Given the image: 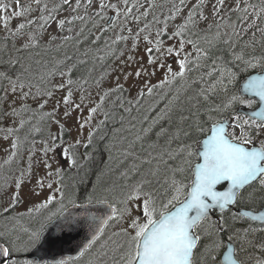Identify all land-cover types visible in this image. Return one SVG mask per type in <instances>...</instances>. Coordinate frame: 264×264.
Segmentation results:
<instances>
[{
	"label": "snow or ice",
	"instance_id": "1",
	"mask_svg": "<svg viewBox=\"0 0 264 264\" xmlns=\"http://www.w3.org/2000/svg\"><path fill=\"white\" fill-rule=\"evenodd\" d=\"M94 2L97 7L89 16ZM120 3L127 7L129 0H120ZM244 3L245 7L242 8L241 0H235L234 5H229L226 0H197L183 15L187 4L185 0H179V5L173 4L170 15L165 16L164 27L157 28L155 41L150 35L151 22L145 23L131 36L132 47L119 51L120 57L128 53L127 58L120 61L122 65H134L131 73L124 72L125 80L133 75L143 80L159 70L165 75L162 85L170 82L169 77L179 78L185 85L159 117L160 120L167 119L170 125L168 129L161 127L156 133L157 138L165 137L166 143L144 147L143 142L152 131L151 127L144 128L145 136L136 137L141 141L139 152L135 150V142L129 143L121 153L124 159L118 161L117 168L97 176L92 190L84 193L87 203L82 205L76 203L75 191L66 192L67 185L60 179L64 174L63 167L54 157L59 153L69 167H78L79 157L89 158L87 149L92 145L99 126L89 129L86 141L74 138L73 142H64L58 135H50L48 140H44L43 156L36 160L44 172L40 177L32 175L34 156L30 149L28 166L19 169L20 175L15 178L11 192L3 190V195L9 199L5 205H0V216L6 220L12 219L8 214L26 195L23 191L26 182L33 184L27 195L39 196L45 187L59 193V199L56 195H47L43 203L35 204L37 211L47 209L54 202L60 207L45 217L39 229L30 232L24 229L26 239L9 229L0 231V264H21L17 257L22 253L47 252L44 245L51 241L44 237L45 225L57 216L62 218L56 225L61 232L77 224L81 218L88 222L92 235L79 252V257H91L87 264H264V239L258 235L264 232V227H240L235 223L241 217H250L264 224V211L258 215L251 212H235L231 217L225 215V210L238 203H259L264 206V28L257 25L264 7L258 9L255 4L248 5L247 0ZM16 4L18 8L22 7L20 0H16ZM8 7V4L0 3V11L6 13ZM140 7L143 5L139 4V0L133 7H127L126 11L109 0H75L74 4L72 0H61L52 7H49V0H30L22 11L14 10L13 17L33 11H38L39 16L20 23L15 30L8 28L10 17L0 16L7 32L3 46H0V122L28 111L36 115L37 110L30 108L28 101L36 102L38 109L42 110L49 101L54 100L55 92L59 90H66L67 94L55 101L51 112L40 113L42 121L51 120L59 124L56 114L61 104L65 118L72 117L73 112L83 105V95L80 103L72 98L74 84L81 92L84 90L79 81L70 78L76 68V64L71 63L74 57L66 55L64 61L68 63L57 61L52 67L45 61L33 58V50L40 46V33L49 25V21L55 22L57 29L63 31L76 20L84 22L86 17L103 18L106 10H112L116 13L112 24L122 15V27H126L130 20L139 23L141 17L147 19L155 4L149 0L143 12L133 15V8L139 10ZM248 7L255 10L257 18L251 22L248 21ZM65 8L70 15L57 19V14ZM81 8L83 15L80 14ZM206 10L209 12L206 13ZM233 14H237L235 20H232ZM178 17L182 22L174 25L171 34H168L167 21H175ZM152 22L160 23L155 15ZM33 25L40 31L26 33L25 29ZM71 30L69 27L68 31ZM101 31L106 29L101 28ZM128 31L132 33L130 27ZM142 33H147L143 35V40L147 42L146 62L143 57L136 59V41ZM80 36H83V30L76 33L77 38ZM164 36L168 41L177 43L166 45L162 39ZM71 39L67 35L48 34L51 44L57 40L67 43ZM128 39V36L117 35L112 44ZM92 43L95 44L96 40H92ZM112 55L116 58L114 51ZM173 57L178 70L168 63ZM79 63L84 64L85 61L80 60ZM57 74L69 78L54 84L52 78ZM238 81H241L240 87L234 90ZM86 83L87 80H83V84ZM96 86L100 87V81H96ZM145 86L149 94L156 87ZM123 89L124 85L117 78L115 88H109L99 97L101 103L88 109L87 118L79 123V130H83L86 124L91 125L105 97L117 91L123 92ZM143 94L142 91L140 95ZM237 105L249 109L257 105V108L245 112ZM119 106H124L123 100L119 101ZM124 110L131 111L130 108ZM104 115L108 117L109 114L105 112ZM100 123L104 124L105 121ZM24 124L25 121L21 119L20 126ZM227 125H231V131ZM16 131L18 129L11 126L0 128V132L5 133V139ZM100 139L105 137L100 136ZM18 143V139H13L12 156L18 153ZM173 143H178V147L173 149ZM194 145L201 146L202 150H194ZM81 146L85 149L84 153L79 152ZM140 153L145 154L143 158ZM193 157L197 160L195 164H192ZM129 159L132 161L130 164ZM187 171H191L193 178L185 184L183 179L177 177H183ZM108 175L111 176L110 183L104 179ZM223 182H227L224 190H217V186ZM66 199L68 204L86 211L79 217L65 215ZM93 203L106 211L103 214L88 211V206ZM214 208L220 209L221 214L212 223L209 212ZM32 210L29 208V213ZM110 225L119 231H113L111 236L103 239ZM225 234L227 252H222ZM119 236L124 237L123 242L113 239ZM93 247H96L95 253L90 251ZM253 250L260 255L254 256ZM22 264H69V261L37 257L24 259Z\"/></svg>",
	"mask_w": 264,
	"mask_h": 264
},
{
	"label": "rangeland",
	"instance_id": "2",
	"mask_svg": "<svg viewBox=\"0 0 264 264\" xmlns=\"http://www.w3.org/2000/svg\"><path fill=\"white\" fill-rule=\"evenodd\" d=\"M61 0H51L49 2V7H52L53 4L60 3ZM75 0H72V3L74 4ZM110 3H118L119 7L126 11L127 7H133L134 4H136L137 0H129V3L127 7L120 3V0H109ZM149 0H139V4L143 5V7H140L139 10L136 8H133V15H139L141 12L144 11L145 8L148 7ZM155 7L150 10V14L147 17V19L141 17V20L139 23H136L134 21H129L128 25L126 27H122L123 24V16H119L115 20V24H112V21L110 22V16H115L116 13L112 10H106L104 13L103 18H100L102 20L101 26L107 25L110 26V28L107 29V33L109 34V37L111 40H115L117 35H123L128 36L129 39L127 41H121L118 42L117 46L115 47L114 51H116V55L110 64V68L107 70L106 76L103 79L97 80L100 81V87L97 88L96 81H87L86 84L83 85V92H81L80 88L77 85H73V100L76 103H80V97L83 95L85 97L83 105L81 109L73 112L72 117L65 118L63 116V105L61 104L60 109L58 110L56 114V119L59 120V124L53 123L51 120H40L41 116L40 113H48L51 112L54 103L56 100H61L64 95L67 94L66 90H59L55 92V98L54 100L49 101V103L42 109L39 110L37 103L29 100L28 105L30 108L37 110V114L33 115V112H23L21 116L19 117H11L8 120L0 122V128H6V127H14L17 128L18 131H21L23 133L22 143L21 147H18V153L16 156H12V149L11 144L13 141V135L9 136L7 139H5V133L0 132V205H5L8 201L9 197L6 195H3V190L7 189L9 192H11L12 188L14 187V180L20 175V168H26L28 166L29 162V150H33V156L34 159L32 160L33 164V172L32 175L34 177H40L44 175V172L39 164L36 163V160L43 156L42 149L44 147L43 141L48 140L50 135H58L62 138V141L64 142H73L74 138H81L86 141L87 139V133L90 128H97V126L100 125V122L105 118L104 113L107 112L109 114L111 105H109L110 102L113 104L116 103V99L114 97V93H111L108 97H105V101L101 104V110H99L96 114H94L93 121L91 125H85L83 130H79V123L83 122L85 118L88 116V109L90 107H94L97 104H100L99 97L104 94V92H107L109 88H115V84L117 81V78H119V81L121 84L124 85V90H126L128 96L133 99H141L145 98L140 95V93L143 91L145 94L147 92V88L145 84H147V87H154L157 93L162 94V96L167 100L169 98V94L172 92L177 91L178 89H183L184 82L181 81L179 78L172 79L169 77V83L167 84H161V81L165 79V75L163 71H157L155 75L150 77H145L143 80L137 79L134 75L128 79H124V72L131 73L133 71L134 65H122L121 60L126 59L128 53L125 54L124 57H120L119 51L124 50L126 48L132 47V39L131 36L135 34V32L144 26L145 23H150V35L155 41V34L157 28H163L165 23V16L170 15V9H172L173 4L179 5L178 0H153ZM197 2V0H187L186 4L187 7L183 9V15L187 14V11ZM226 2L229 5H234L235 0H226ZM0 3L8 4L9 7L7 9V12L0 11V16L7 15L10 17V20L8 21V28L15 30L17 25L20 23H25L27 20L33 19L34 17H38V11L30 12L26 15H22L20 17H13V11H22L23 7H27L30 3V0H20V5L22 7L18 8L16 4V0H0ZM248 5L255 4L258 6V9L261 7H264V0H247ZM33 8H35V5H32ZM97 7V4L94 2L93 8L89 9V16H92L93 10ZM241 7H245L244 0H241ZM209 10H206V13H208ZM80 14H84L83 8L80 10ZM238 14V13H237ZM232 15V20L236 19V15ZM70 15L69 11L65 8L64 11H61L57 14V19L68 17ZM75 15V14H72ZM156 16L157 19L160 21L159 24H156L153 21V16ZM248 21L251 22L253 19H257L255 16V10L251 7H248ZM87 18V17H86ZM51 21H49L50 23ZM182 22L181 18H177L175 21L168 20L167 21V33L171 34V31L173 30L174 25H178ZM37 23H40L38 21ZM227 23V21H225ZM4 21L0 20V34L2 36H5L7 34L6 29L3 27ZM257 25L259 27L264 28V12L261 13L260 17L257 19ZM47 26V25H46ZM132 29V33H129L128 28ZM201 27H204L203 24H201ZM224 29H222L223 31ZM230 30V29H228ZM40 31L39 29L37 32ZM213 31H215V28H213ZM42 33V34H41ZM41 38L42 42L49 43L48 42V34H54L59 35V30L57 29L56 23L52 22L51 25H48L43 32H41ZM147 33H142L139 40L136 41V44L138 45L136 49V59L144 58L145 62L147 59V53L145 52V48L147 46V42L143 40V35ZM248 36H251V31L248 33ZM257 38H259V34L257 33ZM164 39L165 44H173L177 43V41H168L167 36L162 37ZM112 43V42H111ZM178 46V44H177ZM113 55L112 53L108 55L107 59L111 58ZM171 60L168 61L169 64L172 65L173 69L178 70V66L174 63V57L170 58ZM113 69H116L113 71ZM123 70V71H122ZM101 77V76H100ZM62 80H67L66 77L58 78L54 81H52L54 84H58L62 82ZM154 90V91H155ZM155 92V93H156ZM149 96V95H148ZM42 102V101H41ZM17 107H20V105H17ZM160 108H166V104L160 106ZM28 115V116H26ZM32 116H40V119H36L35 123L32 125H28V121ZM161 115H156L153 117V120L151 121L149 127H153L154 121H159V117ZM23 119L25 121V124L23 127L20 126V120ZM47 124H50L47 126ZM61 125H64V127H61ZM47 127V128H46ZM46 130H43V129ZM39 129V131H37ZM18 131L15 133L18 135ZM64 131L65 134L62 132ZM100 138V135H98ZM144 136V135H142ZM33 141H35V144H33ZM59 143V141H58ZM138 145V149H136L137 152H139V149L141 147V141H138L135 143ZM145 146V144H144ZM173 149L177 148L178 145L173 146L171 145ZM85 149L83 146L79 148V152L83 153ZM57 153L56 157H54L55 160L60 161L61 166L63 167V176L60 178L62 180V183L67 185L66 192L71 193L72 191H77L75 188V182H76V176L77 173L81 171V166L75 168L72 170V167H69L67 164L64 163V157L61 155H58ZM144 153H140L141 156ZM11 156V159L9 157ZM112 157H117L116 155H112ZM77 159V162L79 159ZM19 161V163H17ZM51 162V161H50ZM195 163V157L192 158V164ZM55 167V165H54ZM187 167V166H186ZM97 170V167H89L88 170L81 174V176H77L78 178H85V175H90L94 171ZM103 173V172H101ZM188 171L185 173L183 177H177L178 179L186 180L189 178ZM107 182L110 183L111 178L106 179ZM187 184V183H185ZM74 185V187H73ZM33 184L27 183L25 184V187L23 191L25 192V196L21 198V201L14 205L13 209L10 211L8 215L12 217L11 220H6L3 218V216H0V231H3L5 229L12 230L15 234L20 235L23 239H26V234L24 232V229H28L29 232L34 229H39L41 223L44 222V219L49 213L56 212L57 209L60 207L57 203H53L52 205H49L47 209H41L37 211L34 207L35 204L43 203L47 195H56L57 199H59V193H53L49 191L46 187L44 190H42V194L39 196H31L27 195L29 191L32 189ZM183 197V196H182ZM181 197V198H182ZM65 207L68 206L67 199L64 201ZM32 208V212L29 213L28 209ZM0 212H2V208H0ZM240 224H238L239 226ZM240 227H249L248 225L240 226ZM113 231H119L118 228H114L111 225L107 227V230L105 232V239L108 238V236H111ZM258 234H261L258 233ZM251 238V237H250ZM114 240L118 241V237H113ZM109 244L111 245V241H109ZM98 247V246H96ZM26 254V253H22ZM111 254V253H109Z\"/></svg>",
	"mask_w": 264,
	"mask_h": 264
},
{
	"label": "trees",
	"instance_id": "3",
	"mask_svg": "<svg viewBox=\"0 0 264 264\" xmlns=\"http://www.w3.org/2000/svg\"><path fill=\"white\" fill-rule=\"evenodd\" d=\"M101 23L102 20L100 18L86 19L84 22L76 20L74 23V32L67 35L72 37L71 40H69L67 43H65L63 40H59L58 43L52 48L50 44H39L40 46L33 50L34 60L45 61L48 63L49 67H52V65L56 64L57 61H64V57L66 55L72 56L74 59L71 61V63L76 64V68L70 74V78L73 81H79L81 83L85 79L87 81H97L103 79L106 76L107 70L110 68L109 66L112 63L111 61H113L110 58L107 59V57L112 51H114L117 44H115L114 47V45L111 43L113 40L110 39L107 32L102 34L97 33ZM81 30H83V36L77 38L76 33ZM25 32L28 33V31ZM3 38L4 37L0 34V46H3ZM77 39H79V43H77ZM94 39L96 40L95 44L92 43V40ZM37 53H39V55H36ZM85 53H88V55H85ZM80 60H84L85 63L80 64ZM64 62L68 63L67 61ZM89 69L92 71L90 72ZM58 77H60L59 74L55 75L52 80ZM237 85L234 90H237ZM156 93L153 91V95H150L149 97L145 96V98L135 101L128 96L126 90L124 89L123 92H115L114 96L116 103L111 106L112 113L106 117L105 123L101 124L98 128V131L94 133L93 143L87 149L89 158L83 159L82 157L77 162V165L80 164L81 166V171L77 173V176L79 177L81 174L85 173L89 167H97L96 171L90 175H85L84 179L78 178L76 176V203L78 205L87 203L86 199L84 198V193L86 191L92 190V186L97 182V176L100 175L101 172L108 173L110 169L117 168L118 161L124 159L121 153L128 148V144L131 142L136 143V137L138 135L145 136L143 129L149 128L151 120L154 116L158 115L160 112V106L163 105L161 104V95H159V97L154 96ZM120 100H123V107L119 106ZM125 108H130L131 111L126 112L124 110ZM36 119H40V116H32L31 120L28 122V125L35 123ZM217 119H223V117H217ZM48 125L49 124H47V126ZM161 127L166 129L170 128L167 119L159 120L158 123L153 125V127L151 126L152 131L147 134L143 142L145 144L144 147H147L148 144L164 145L166 143L165 137L157 138L156 136V133L160 131ZM43 130H45V128ZM62 132L65 134L64 131ZM98 135L104 136L105 139L101 140ZM187 142L190 143L191 141ZM172 145L176 146L178 143H173ZM136 149H138V145L135 144V150ZM158 150L159 149L157 148V151ZM84 152L85 150L83 153ZM116 154L117 157H112V155L114 156ZM141 157L143 158V156ZM131 162V159H129L128 163L130 164ZM75 168L77 167H72V170ZM109 177L111 178L110 175L105 176L104 179L106 180ZM188 181L189 179L184 180V183H188ZM183 198L184 197L181 199ZM69 206L72 205L68 204V207ZM255 206H257V204H251L250 207L253 208ZM235 223L239 224L238 221H235ZM106 235L104 233L103 239H105ZM123 239V236H119L118 242H123ZM90 251L95 253L96 247H93ZM25 255L26 254H20L17 257V259L21 261V264L25 259ZM90 258L91 257L89 255H85L79 261L69 264H87V261Z\"/></svg>",
	"mask_w": 264,
	"mask_h": 264
},
{
	"label": "water",
	"instance_id": "4",
	"mask_svg": "<svg viewBox=\"0 0 264 264\" xmlns=\"http://www.w3.org/2000/svg\"><path fill=\"white\" fill-rule=\"evenodd\" d=\"M245 98L247 99L248 97L245 96ZM239 109L245 112L252 111L242 107ZM228 126L230 125H227V128ZM197 148L202 150L201 146L199 145L197 146ZM222 185L226 186L227 182H223L221 185H218L217 190H219V187ZM232 206H230L229 209H231ZM229 209L225 211H228ZM87 210L91 212H100L101 214L106 211L104 207L97 206L96 204L89 205ZM85 211L86 209L84 208L71 206L67 208V212L65 213V215L72 214L79 217L80 214L84 213ZM213 211H216L218 214H221L220 209L214 208L209 212V220L214 218ZM261 211H264V208ZM259 212L251 213H253L254 215H258ZM245 218L254 222L261 223L260 221L252 220L250 217ZM61 219L62 218L58 216L55 220L45 226L44 237L47 241H51L50 244L46 243L44 245V247L47 249V252L43 250L39 252L33 251L27 255V259H36L37 257H43L48 260L66 259L69 262H75L81 258L79 257L80 249L83 247L84 244L87 243L88 239H90L92 235V232L88 226V222L85 219L81 218L77 224L72 227H66L61 232L56 227V225L61 222ZM225 252H227V250ZM73 258L77 259L74 260Z\"/></svg>",
	"mask_w": 264,
	"mask_h": 264
},
{
	"label": "flooded vegetation",
	"instance_id": "5",
	"mask_svg": "<svg viewBox=\"0 0 264 264\" xmlns=\"http://www.w3.org/2000/svg\"><path fill=\"white\" fill-rule=\"evenodd\" d=\"M171 59H169L168 61H170ZM169 63V62H168ZM175 70V69H174ZM145 94H149L148 92H146ZM144 94V95H145ZM150 95H153L152 93L150 94ZM149 95V96H150ZM229 131H231V126L229 127ZM22 138H23V135H22V133H21V131H18V135L16 134V133H14V135H13V139H18V141H19V143H18V146H20L21 145V143L23 142L22 141ZM224 186H222L220 189H222ZM251 206V203H238V204H235V205H233V207L231 208V210H228V211H225V215H227L228 217H231V215L233 214V213H235V212H238V211H241V210H248V211H259V210H261L264 206H262L261 204H259V203H257V206H255V207H250ZM219 216H220V214H218L216 211H214V219H212V220H210L212 223H214V222H216L218 219H219ZM238 222H239V224L241 225V226H244V225H247V221L245 220V219H243V218H240V219H238L237 220ZM231 222V221H230ZM249 223V222H248ZM252 224H254V223H252ZM237 226H238V224H237ZM249 226H251V227H255V228H257V229H259V228H261V227H264V224H254V225H251L250 223H249ZM259 235V237L261 238V239H264V232H261V234H258ZM223 239H224V241H225V247H224V249H222V252H225V250H226V248H227V236H226V234L224 235V237H223ZM205 243H207V241L205 240L204 241ZM252 254L254 255V256H259L260 254L258 253V252H256L255 250H253V252H252Z\"/></svg>",
	"mask_w": 264,
	"mask_h": 264
}]
</instances>
